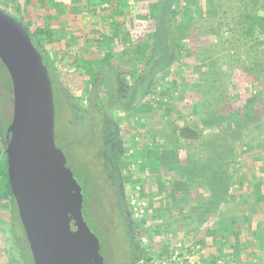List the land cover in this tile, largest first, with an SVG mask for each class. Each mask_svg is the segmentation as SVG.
Masks as SVG:
<instances>
[{
    "label": "rangeland",
    "instance_id": "1",
    "mask_svg": "<svg viewBox=\"0 0 264 264\" xmlns=\"http://www.w3.org/2000/svg\"><path fill=\"white\" fill-rule=\"evenodd\" d=\"M52 1L55 3L57 0ZM123 1L66 0L63 1L66 7L58 11L49 7L41 10L35 0H0L4 6L5 2L10 3V10L0 6L3 11L21 18L32 31L39 27L53 31V42L48 41L46 35L41 37L47 42L46 46L57 67L56 72L60 75L58 80L61 84L57 86L65 89L58 90V98L54 90L56 82L55 87L52 82L56 145L65 148L70 175L77 180L84 195L83 217L92 233L99 238L100 254L107 264H129L130 242L122 229L115 203L112 197L107 196V192H112L110 181L101 171L102 165H97L102 158V143L99 146L84 145L89 139L72 129L70 107L75 100L82 103L90 100L99 62L109 49L121 53L128 50L127 46L141 40L143 42L144 35L153 31L155 21L150 10L155 0H139L143 8L137 11L130 6L123 14H117L115 3ZM186 1L195 3L194 0H180L182 6L176 12V23L178 30H190L193 37L185 43L178 60L159 71L154 78L158 90L169 88L170 95L151 91L121 118L127 148V155L120 165L122 190L129 202L131 195L138 193L145 200L147 208L143 218L131 216L130 226L157 256L152 264H209L215 256L218 258L215 264H264V233H260L264 227V199L258 197L257 192L254 193V189L264 183V126L250 135L252 143L242 147L246 152L235 165V178L241 184L238 186L245 188V196L240 202L224 206L219 211L216 224L213 223L208 229L188 233L182 230L168 233L153 230L165 219L166 208L172 209L168 214L172 213L169 215L174 219L185 214L180 203L181 192L185 189L180 166L184 152L180 154L165 139L174 122L183 124L186 119L206 128L208 132L210 126L224 116H231L247 107L260 88L259 83L233 59L234 51L229 53L228 50L212 49L211 57L206 60H217L219 66L216 71L219 72L214 71V66L204 68L201 61L209 55L206 50L217 42V38L198 33L195 19L199 14L198 8H204L208 0H201V3L193 6H186ZM130 30L135 31L132 37ZM99 36L102 37V44L95 42ZM256 36L262 41L261 48L264 50V33L257 29ZM73 40L77 42L70 45L69 42ZM199 50L202 52L200 55L196 53ZM146 56L137 60L138 71L129 81L137 79ZM116 64L118 61L115 60L113 67ZM91 66L93 69L89 71ZM120 68L122 71L128 69L122 64ZM213 82H219L216 86L225 92L223 104L229 103L225 114L211 116L206 113L211 107L210 103L215 104L212 98L215 92L211 85ZM177 110L184 117L179 118ZM257 114L264 117L263 101L257 103ZM103 177L105 182L100 179ZM247 188L253 192H248ZM193 196L197 197V194ZM0 206L9 208L8 203ZM170 225L175 228L177 223ZM136 264H143V261Z\"/></svg>",
    "mask_w": 264,
    "mask_h": 264
},
{
    "label": "trees",
    "instance_id": "2",
    "mask_svg": "<svg viewBox=\"0 0 264 264\" xmlns=\"http://www.w3.org/2000/svg\"><path fill=\"white\" fill-rule=\"evenodd\" d=\"M166 1H154L150 11L153 13L155 27L153 31L144 35L143 42L141 40L138 43H133L127 46L128 50L121 53L109 49L104 54L95 74L93 91L99 85V88L109 87V93H112L111 82L117 80L114 74L119 77L122 74L120 65L128 68L125 76L134 77L138 71L137 60L146 55L145 65L132 85V94L136 92L139 95L136 104L151 91H159L157 84L154 83L156 74L178 60L185 43L193 37L190 30H178L176 12L181 9L180 0H169L164 12ZM124 2L135 7L137 11L139 8H143L139 0H124ZM194 2L191 4L186 1L185 4L193 6L196 3H201V0H194ZM142 4H146V2ZM0 6L5 10H10L1 3ZM198 9L199 14L195 19L198 33L217 38V42L206 50V54L209 55L201 61L204 68L214 66V71L219 72L216 71L219 66L217 60L212 62L206 60L211 57L212 49L228 50L229 53L234 51L233 59L240 63L239 67L243 71L259 83L260 88L256 91L255 99L248 102L247 107L231 116H224L216 124L210 126L208 132H206V128L199 127L186 119L183 124L174 122L171 132L165 136V139L180 154L182 151L184 152L180 166L185 189L181 192L180 203L185 209V214L174 219L170 217L172 213L168 214L172 209L166 208L164 210L165 219L153 228V230L165 233L180 230L188 233L208 229L213 223L216 224L219 211L224 206L240 202L242 197L244 198L245 188L238 186L241 184L235 178V165L246 152L242 150V147L252 143L250 135L264 126V117L257 114V103L264 102V50L261 48L262 41L256 36L257 29L264 33V0H221L220 2L208 0L204 8L200 6ZM115 12L117 14L124 13V11L117 10ZM12 16L32 36L54 83L60 75L58 71L56 72L57 67L46 46L47 42L41 37L46 35L48 41L53 42L52 29L39 27L32 31L28 23L15 15ZM134 33V30H130V37L134 36ZM73 42L71 41L69 44L71 45ZM102 42V37L99 36L98 44H102ZM196 53L200 55L202 52L199 50ZM240 57L243 58L240 59ZM115 60L118 61V64L113 67ZM0 65L2 66V71H0V204L8 203L9 205L8 209L0 206V264H35L8 174L6 129L13 118L14 95L10 73L1 59ZM92 69L93 66L88 68L89 71ZM216 84L219 82L211 84L215 88L212 97L215 99V104L210 103L211 107L206 112L211 116L225 114L229 105V103L223 104L225 92ZM159 92L164 96L170 95L169 88ZM176 114L179 118L184 115L178 110ZM247 190L250 193L253 192L251 189L247 188ZM255 192L259 197L264 198V183H261L258 189L255 188ZM194 193L197 194V197L193 196ZM173 223H177L175 228L170 225ZM126 232L130 242L129 264H136L137 261H143V264H152L157 256L143 244V238L136 234L138 232L134 228H128ZM216 259H218L216 256L211 258L209 264L217 263Z\"/></svg>",
    "mask_w": 264,
    "mask_h": 264
},
{
    "label": "water",
    "instance_id": "3",
    "mask_svg": "<svg viewBox=\"0 0 264 264\" xmlns=\"http://www.w3.org/2000/svg\"><path fill=\"white\" fill-rule=\"evenodd\" d=\"M0 59L14 95L6 129L8 174L34 263L107 264L83 217L82 188L56 145L48 68L30 33L2 9Z\"/></svg>",
    "mask_w": 264,
    "mask_h": 264
},
{
    "label": "flooded vegetation",
    "instance_id": "4",
    "mask_svg": "<svg viewBox=\"0 0 264 264\" xmlns=\"http://www.w3.org/2000/svg\"><path fill=\"white\" fill-rule=\"evenodd\" d=\"M120 71L122 72L120 77L114 74L117 80L111 82L112 86L110 88L113 90L112 93H109V87L104 86L99 88L98 85V87L94 88L95 90L90 100L83 103L78 100H75L73 103L70 102L71 114L73 116L70 124L73 127L72 129H75V132H80L89 139L84 145L97 144L99 146L102 143L100 146L102 158L101 161L99 160L100 162L98 161L97 165H102L101 171L104 174L106 173L105 175L110 181L109 186L112 192H107V196L112 197L118 218L121 225H123L122 229L126 232L128 228H133L130 226L133 212L128 197L122 190L123 182L120 165L127 155V148L124 140V131L121 127V118L123 113L133 109L142 100L136 104L139 95L136 92L132 94L134 81H129V79H132V76L129 74V76H125L128 71L127 69L122 71L120 68ZM54 82H56V87L53 83L56 88L54 90L57 92V97L60 98L58 90L63 91L65 89L58 87L61 84L58 79ZM64 94L66 97L67 94L65 92ZM78 143L82 144L83 142ZM61 148L63 151L65 150L64 147ZM93 172L97 174L94 170ZM100 179L104 180V177Z\"/></svg>",
    "mask_w": 264,
    "mask_h": 264
},
{
    "label": "crops",
    "instance_id": "5",
    "mask_svg": "<svg viewBox=\"0 0 264 264\" xmlns=\"http://www.w3.org/2000/svg\"><path fill=\"white\" fill-rule=\"evenodd\" d=\"M36 1V3L37 4H39L40 5V9L41 10H44L45 9V7H49L50 9L51 8H53V10H61V8H63L64 6L66 7V5L64 4V2L63 1H66V0H57L55 3L52 1V0H35ZM45 4V5H44ZM53 4V5H52ZM55 4V5H54ZM43 5H44V7H43ZM115 5H116V9L118 8V11H125L126 9H128V7H130L129 5H128V3L127 2H118V3H115ZM118 5V6H117ZM5 6L6 7H8L9 8V6H10V3H8V2H5ZM65 9V8H64ZM114 20V19H113ZM98 39H99V37H96V43H98ZM74 42H77L76 40H73ZM259 197V196H258ZM264 199V198H263ZM263 225H264V223H263ZM260 233H262V235H263V233H264V227H262L261 228V232Z\"/></svg>",
    "mask_w": 264,
    "mask_h": 264
},
{
    "label": "built area",
    "instance_id": "6",
    "mask_svg": "<svg viewBox=\"0 0 264 264\" xmlns=\"http://www.w3.org/2000/svg\"><path fill=\"white\" fill-rule=\"evenodd\" d=\"M130 203L135 218H139V219L143 218L146 214V209H147L145 200L141 198L138 193H133L131 195ZM176 255H178V253H176ZM176 255L174 256V258H176Z\"/></svg>",
    "mask_w": 264,
    "mask_h": 264
}]
</instances>
